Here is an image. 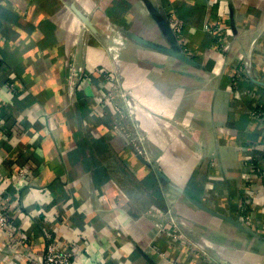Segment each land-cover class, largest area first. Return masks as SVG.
I'll return each mask as SVG.
<instances>
[{
  "label": "crops",
  "instance_id": "1",
  "mask_svg": "<svg viewBox=\"0 0 264 264\" xmlns=\"http://www.w3.org/2000/svg\"><path fill=\"white\" fill-rule=\"evenodd\" d=\"M106 69L123 88L100 110ZM6 207L2 264H44L51 241L80 264H264V0H0Z\"/></svg>",
  "mask_w": 264,
  "mask_h": 264
},
{
  "label": "built area",
  "instance_id": "2",
  "mask_svg": "<svg viewBox=\"0 0 264 264\" xmlns=\"http://www.w3.org/2000/svg\"><path fill=\"white\" fill-rule=\"evenodd\" d=\"M73 9V8H72ZM87 17L89 15L83 13ZM170 24L173 27L174 32L179 37L183 31V21L178 17L175 11H172L169 15ZM223 21L222 17L216 16L215 17V25L207 26V29L212 31L219 41L224 39V30L220 28L218 23ZM84 22V21H83ZM85 26L88 25L84 22ZM95 27V26H94ZM90 28V27H89ZM88 28V29H89ZM96 28V27H95ZM97 33L100 35L101 32L98 28H96ZM115 32L114 42L113 44H107L108 52L111 53L113 60L118 59L121 56L122 51L125 47L126 36L120 32L118 29H113ZM115 61V60H114ZM71 76L73 79L80 84L89 83L93 84L94 78L92 72L85 67H72L71 68ZM104 77V86L106 89H100L98 91V97L100 99L99 109L102 110L105 105H111L112 108H115L112 105V98L114 93H118L121 89V79H120V71L118 70H105L103 73ZM120 88V89H119ZM256 117H259L260 113L254 112ZM159 217L163 220L162 230L173 240L180 241L182 244L189 245V238L186 234L183 233L182 229L180 228L179 221H177L174 215V209L168 208L167 210H159ZM11 214L9 209L6 207L3 212L0 213V233L6 231L7 228L11 225ZM255 215L254 212L247 206L243 207V214L240 218V221L248 226L251 227V223L254 221ZM263 231H260L261 234ZM3 248L0 247V250ZM0 264L1 261H0ZM44 264H80V260L75 258L72 253L68 252L67 250H60L57 247L55 241H51L47 245L45 257H44Z\"/></svg>",
  "mask_w": 264,
  "mask_h": 264
},
{
  "label": "water",
  "instance_id": "3",
  "mask_svg": "<svg viewBox=\"0 0 264 264\" xmlns=\"http://www.w3.org/2000/svg\"><path fill=\"white\" fill-rule=\"evenodd\" d=\"M72 8H73V10L83 19V21L90 27V29L94 32V33H97V30H96V28L94 27V25L90 22V20H89V18L86 16V15H84L74 4L72 5ZM168 21V23H170V21H169V19L167 20ZM120 32H122L124 35H125V33L121 30V29H118ZM172 35H174V38H175V40L177 41V37H176V35H175V32H173V34ZM184 57V56H183ZM198 206H200V207H202V208H204V209H206V210H209V211H212V210H210L209 208H207V207H205L204 205H201V204H199V203H197V202H195ZM227 219H229V218H227ZM230 221H232V222H234L232 219L230 220ZM240 227H244V228H246V229H248L249 231H251L252 233H255V231H253L250 227H248V226H245V224H243L241 221H239V223H237Z\"/></svg>",
  "mask_w": 264,
  "mask_h": 264
},
{
  "label": "rangeland",
  "instance_id": "4",
  "mask_svg": "<svg viewBox=\"0 0 264 264\" xmlns=\"http://www.w3.org/2000/svg\"><path fill=\"white\" fill-rule=\"evenodd\" d=\"M122 53H123V51H122ZM122 53H121V56L118 58V59H114L116 62L117 61H120L121 60V58H122ZM114 58V57H113ZM119 71V70H118ZM120 79H122L121 78V75H120ZM123 87H122V80H121V89H122ZM120 89V88H119Z\"/></svg>",
  "mask_w": 264,
  "mask_h": 264
}]
</instances>
